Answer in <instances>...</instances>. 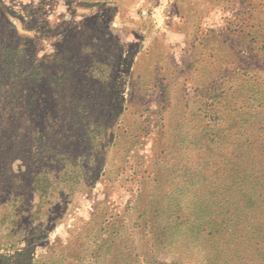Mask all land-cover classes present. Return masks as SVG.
I'll return each instance as SVG.
<instances>
[{"label": "rangeland", "instance_id": "obj_1", "mask_svg": "<svg viewBox=\"0 0 264 264\" xmlns=\"http://www.w3.org/2000/svg\"><path fill=\"white\" fill-rule=\"evenodd\" d=\"M0 264H264V0H0Z\"/></svg>", "mask_w": 264, "mask_h": 264}, {"label": "trees", "instance_id": "obj_2", "mask_svg": "<svg viewBox=\"0 0 264 264\" xmlns=\"http://www.w3.org/2000/svg\"><path fill=\"white\" fill-rule=\"evenodd\" d=\"M38 154H36V157L34 158L35 161L33 160V163L34 164V168L30 171V176H31V180H32V186H36L38 185V183L40 182V179H42L44 176H45V173L43 172V169H44V156L46 155L45 152H43L41 149L38 150ZM49 154V156L52 158V159H55L57 155H51V153H47ZM45 163V162H44ZM13 176V175H12ZM22 181L20 178H19V182ZM42 181V180H41ZM34 184V185H33ZM45 188V187H44ZM233 188V187H232ZM43 192V191H42ZM234 194V193H232ZM231 194V195H232ZM237 196V195H236ZM236 199H239L240 197H235ZM204 208H207V205L206 206H203ZM226 213L228 211H225ZM218 213V212H217ZM229 213V212H228ZM212 214L215 215V213L212 211ZM235 215V214H234ZM217 216H220V215H217ZM231 217H233V214L230 213V216H227L226 218H223L221 216V219H216L215 220V226L212 228V229H208L209 231L208 232H212V231H215V232H219L220 233V230H223V231H229L231 234H233V230H235L236 228H238V225H239V220L242 218V217H239L237 216V219L234 220V217L232 218V220L230 219ZM233 221H236L235 224H231L229 226H227L226 224L228 223H232ZM212 222V221H210ZM209 223V222H208ZM219 224V229L216 227V225Z\"/></svg>", "mask_w": 264, "mask_h": 264}, {"label": "crops", "instance_id": "obj_3", "mask_svg": "<svg viewBox=\"0 0 264 264\" xmlns=\"http://www.w3.org/2000/svg\"><path fill=\"white\" fill-rule=\"evenodd\" d=\"M193 44H196V46L198 45V43L196 42V43H193Z\"/></svg>", "mask_w": 264, "mask_h": 264}]
</instances>
